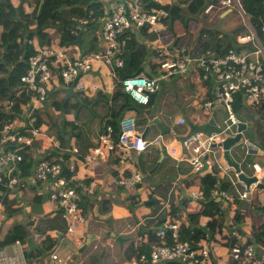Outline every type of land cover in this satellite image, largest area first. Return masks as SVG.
<instances>
[{"label": "crops", "instance_id": "obj_1", "mask_svg": "<svg viewBox=\"0 0 264 264\" xmlns=\"http://www.w3.org/2000/svg\"><path fill=\"white\" fill-rule=\"evenodd\" d=\"M11 1L14 6L20 3V0ZM238 1L241 2V0ZM30 4L33 5L31 2ZM226 9L228 7L219 8L216 12L214 9L210 16L205 17H201L199 12V20L205 19L207 23H201L196 30L199 32L200 27L211 28L221 24V20L229 11ZM208 25L211 26L208 27ZM97 27L99 32V23ZM245 28L248 29L244 21L242 25L231 29L228 26L225 33L238 29V34L235 37L236 47L241 49V53H250L256 49L257 44L253 40L247 43H240L238 40L240 36L249 34L245 32ZM163 31L164 29L161 32ZM193 32L194 28H192L191 33ZM261 32L258 38L264 46V32ZM134 33L137 40L149 51L140 73L149 77L158 75V62L154 67H152L151 62L152 60L153 62L160 60L164 47L167 53L177 52L186 47L196 60L210 58L216 54L214 52V54L207 53L197 47V38L191 39L189 37L191 33L187 37H176L180 39L179 41H176L169 32L159 33L156 36V41L148 39L155 33L146 30L144 32L136 30ZM50 36L52 47L59 49L58 37L53 36L52 32ZM76 41H79L78 38ZM81 45L82 43L78 42V44L60 48L72 58L85 57L90 51L84 50L80 47ZM93 47L98 49L99 44L96 48L95 42ZM153 51L157 52L155 57H153ZM196 63V61L193 62L186 73L160 81L158 91L150 95V108L139 112L134 109H121L126 101L124 94L115 89L114 66L98 61L93 63L90 73L85 75L84 90L82 91L72 88L71 91L74 93L68 95L60 88L70 86L61 85L57 78L51 79L47 86V97L53 90L62 91L64 110L53 109L57 120L54 124L49 122L50 130H46L44 127L49 116L44 108L45 103L31 108L30 102L26 105V100L24 104L20 105L16 112L22 115L33 114L36 118L34 126L39 128V134L34 136L33 146L26 150L30 154L32 162L29 172L20 175L24 187L20 190L10 189L6 192L4 212L0 215V241L15 224H21L28 230V238L25 242L16 241L0 247V258L9 256L21 264H55L51 260V254L55 253L60 259L58 264H100L97 261L91 262L83 254V250L92 240L100 238L97 232L91 230L93 227L91 221H94L98 222L99 225L108 227L107 234L112 235L114 239L117 236L123 238L120 246H117L121 256L124 257L123 264H138L134 256L127 257L126 254H133L135 249L142 245V233L146 228L156 230L159 225H137L139 231L130 234L126 233L123 224L121 225L122 228L118 227L119 220L134 218L137 223L139 218L144 215L160 212V222H162L175 217L170 214V207L175 206L180 209L179 217L175 218H178L180 224H186L189 213L201 210L203 208L201 200L205 199V196L203 195L202 199L197 200L191 196V192L201 189V174L206 170H213L214 167L207 166L204 171H193L188 162L170 157L164 147L161 148L153 143L139 153L115 147L106 154L104 159L95 160L91 163L84 161V157L97 145L99 135L103 132L106 124H113L117 128L120 120L125 116L134 118L136 132L142 135L144 140L151 143L156 138L161 137L169 147L176 148L178 154L182 153L180 141L183 137L194 131H201L206 135L222 128L225 112L221 106H215L208 112L202 110L204 100L211 98L213 82L210 79L205 82L201 80V71ZM20 92L21 88L17 87L13 94L20 96ZM18 102L17 99L4 100L1 102L0 109L8 103L18 104ZM236 115L242 123L246 124V130L243 132L242 142L229 148V156L233 162L239 165L240 171L245 175L256 176L257 172H255L253 164H257L261 172L257 177V182L252 184V189L246 187L237 178L239 181L237 182L238 189L248 191L246 198L238 196L229 178L227 179L232 187L229 190H221L231 194L233 201L230 203L215 198L219 202V209L223 216L222 221L226 229H223L220 234H215L216 247H213V241H209L212 248L213 264H238L230 258L229 246L232 244L242 247L247 245L246 242L251 239L253 228L261 224L264 219L263 207L261 206L264 201V189L260 190L258 187L259 185L264 186V118L259 116L255 106L245 101H243L242 108L236 112ZM180 118L185 120L184 124L177 123ZM244 140H248L253 148L244 146ZM218 153L221 162H226L223 157L224 150ZM47 154L76 157V173L77 177L80 178L78 181L81 183L95 182L94 192L90 195L84 194L82 203V209L89 204L92 207L83 212L84 222L76 228L72 237L66 234L65 223L49 198V186L33 182L30 179L35 163ZM133 170L140 171L143 174V179L136 191L127 192L117 184V180L127 176ZM234 171L232 168L229 175L232 180H234L232 176ZM217 175L219 176L218 171ZM220 178L223 179L224 176ZM153 198L156 199V202L144 204L145 201ZM103 203L108 205L106 210H102ZM205 209L211 214L215 212V208L212 207L207 208L205 206ZM237 213L240 214L239 218H242L241 225L234 222V216ZM211 220L212 218L208 214L202 215L198 224L206 226L208 230V222ZM124 224L131 225L128 221ZM116 227H118V231H113L112 228ZM230 228L232 232L229 231ZM44 237L55 240L50 250L43 246ZM227 241L229 242L228 245ZM107 244L108 248H112L113 240L108 239ZM248 244L254 246L255 254L264 261V247L255 243ZM106 251L100 258H104ZM168 263L175 264V262H167L166 264Z\"/></svg>", "mask_w": 264, "mask_h": 264}, {"label": "built area", "instance_id": "obj_2", "mask_svg": "<svg viewBox=\"0 0 264 264\" xmlns=\"http://www.w3.org/2000/svg\"><path fill=\"white\" fill-rule=\"evenodd\" d=\"M191 1L99 0L103 4L101 5L103 14L99 20L100 30L97 34L99 48L85 57L75 58L68 56L65 50L60 48L40 49L29 57L27 70L20 79V95L26 96V105L30 102L31 108L39 106L46 100L47 86L53 78L59 79L64 86H72L78 91L84 90V77L90 73L94 62L122 66L123 58L120 57V49L126 44L125 37L129 38L132 33L141 28H145L147 32L159 34L170 21L169 7L183 6ZM216 5H221L223 8L231 5L237 7L249 30V34L240 36L238 40L240 43L253 40L257 44L254 51L240 53L230 49L219 57L212 56L196 60L186 47L171 53H167L164 47L161 52L162 57L158 61L157 76L137 74L121 81L116 80L115 89L125 92L139 104H147L150 95L158 91L160 81L186 73L196 61L201 71V80L205 82L210 79L213 82L211 98L204 100L202 110L208 112L215 106H221L225 112L222 128L211 134L205 135L201 131H194L183 137L180 141L182 153L178 154L177 149L169 147L161 137L151 143L144 140L143 136L136 132L134 118L125 116L119 122L117 137H114L113 128L110 125L104 127L97 145L84 157L86 163L104 159L106 154L115 147L139 153L153 143L161 148L164 147L170 157L188 162L193 171L198 172L204 166L214 167L220 177L224 176L231 180L240 198L248 196L247 190L240 191L237 187L238 172L234 171L232 175L235 181L229 176L232 168L226 162H221L218 152L223 149L218 144H221L228 136L238 133L237 126L240 120L234 110L237 93L241 92L244 101L253 106L260 104L264 98V46L260 43L257 33L238 0L210 2L200 10V16H210ZM8 15V12H5L4 18ZM93 20V14L90 11L87 18L80 20V24L85 25ZM261 31L264 32V24L261 26ZM123 35L126 36L123 37ZM15 105L16 103H8L0 109V112L12 115L0 129V215L4 212L6 192L24 187L19 174V164L23 159V151L33 146V138L39 134V128L34 126L35 116L30 113L18 114L14 111ZM177 123L184 124L185 120L180 118ZM240 133L242 134V131ZM243 143L244 146L253 148L248 140H244ZM76 166L77 159L74 156L47 154L35 163L30 176L33 182L49 186V198L65 223L66 234L71 237L76 228L84 222L83 195L92 194L95 186L94 181H88V183L78 181L80 178L77 177ZM253 168L257 172V178L261 169L257 164H253ZM142 179L143 174L133 170L127 176L119 178L117 184L127 192H134ZM252 184L248 187L249 189L253 188ZM203 195L201 189L191 192V196L197 200L202 199ZM210 195L212 198L223 199L225 202L233 201V196L217 185L212 188ZM261 206L264 208V201ZM147 224L160 226L155 232L157 240L150 245L148 254L140 255L137 263L213 264L211 243L205 238L193 243L180 239L178 218L172 217L160 222V212H155L144 215L137 222L138 226ZM229 255L238 264H264V261L255 254L252 244L243 247L231 245ZM51 260L55 264L60 262L55 253L51 254ZM0 264L21 263L6 256L0 258Z\"/></svg>", "mask_w": 264, "mask_h": 264}, {"label": "trees", "instance_id": "obj_3", "mask_svg": "<svg viewBox=\"0 0 264 264\" xmlns=\"http://www.w3.org/2000/svg\"><path fill=\"white\" fill-rule=\"evenodd\" d=\"M214 1L215 0H192L191 3L183 6H170L169 26L166 27L163 32H169L174 36L176 41L180 40L176 37H187L193 28L190 23L196 22L199 19L200 10L206 4ZM62 3L71 6L72 10L77 12L80 17L75 21L63 18L58 12V8ZM240 3L257 35H261V26L264 24V0H241ZM90 11H92L94 20L82 25V28H78L77 21L82 18H87ZM5 12H8L9 14L7 18H4ZM101 13V3L98 0H34L33 5H31L28 0H20V3L17 6H14L11 0H0V106L1 102L4 100L17 99L19 102L14 107V111H17L19 106L25 103L27 100L26 96H15L13 94L14 90L21 86L20 79L27 70L29 57L36 54L44 47H52L51 32L53 36L58 37L59 46L61 48L66 45L78 44L79 41H76L77 32L82 31V33L87 34V30L90 31L87 26L97 30ZM56 22L61 24L58 27V30L54 25ZM141 31L144 32L145 28H141ZM238 31L239 30L237 29L229 33H222L221 35L220 32L213 31V29L210 30L205 27H200L196 39V45L207 53H216H213V57L221 56L230 49H234L241 53V49L236 47L235 41ZM132 34L129 38L125 37L127 40L126 44L120 49V55L123 58L122 66L113 68L119 81L140 74L142 71V65L148 56L149 51L137 40L135 33ZM158 35L159 34H154L148 37V39L150 41H156V36ZM124 36L126 35H123V37ZM87 40H85V43L87 44L82 45V48L91 51L94 49L93 46L95 45V42L97 43V37H94V40L88 42ZM156 55L157 52L153 51V57ZM157 62L158 61L153 62L152 60V67H154ZM119 92L124 94L126 101L125 104L121 106V109H134L139 112L143 109L146 110L150 108V103L146 105L136 104L123 91ZM243 101V94L238 92L234 101V110L236 112L242 108ZM255 107L257 108L259 116L264 118V98L261 100L260 104ZM11 117V114L0 112V129L3 123ZM106 125H110L113 128L114 137H117L119 125L117 128L110 123ZM31 162L32 158L30 154H28L27 151H23V159L19 164L20 175L29 172ZM201 175V189L205 196V199L201 200L203 208L198 212L189 213L187 223H182L179 227L180 239L188 240L191 243L197 242L202 238H207V233L198 224V220L202 215L208 214L212 218V220L208 222V230L212 236L211 241L216 240L214 237L216 233L220 234L223 229H226V226H224L222 221L223 216L219 209V202H217L215 198H212L210 193L215 185L220 189L225 190H229L232 185L227 178L221 179L217 175V170L215 168L213 170H206ZM258 187L260 190L264 189L263 185H259ZM205 206H207V208H215V212L213 214L207 212ZM91 207V204L84 206L83 212ZM107 208L108 205L103 203L102 210H106ZM179 211L180 209L178 207H170V214L172 216L179 217ZM262 211L264 213V208H262ZM214 216L219 219H215ZM239 216L240 214H235L234 222L241 224L242 218H239ZM167 236L170 237L168 233ZM142 237V245L135 249L133 254L129 255L130 253H127V257L134 256L136 259L139 258L142 253L148 254L150 251V245L157 240L155 230L151 228H146L142 233ZM27 238L28 230H26L21 224H15L0 241V247L10 245L16 241L25 242ZM54 241L55 240L44 237L43 246L50 250L53 247ZM246 243H255L264 247V219L261 224L256 228H253L251 239H248ZM228 244L229 242L227 241V245ZM166 263L167 262H165V264Z\"/></svg>", "mask_w": 264, "mask_h": 264}, {"label": "rangeland", "instance_id": "obj_4", "mask_svg": "<svg viewBox=\"0 0 264 264\" xmlns=\"http://www.w3.org/2000/svg\"><path fill=\"white\" fill-rule=\"evenodd\" d=\"M29 1L32 4L34 2V0H29ZM219 8L221 9V8H223V6L216 5L214 12L219 10ZM228 9H229L228 13L223 17V19L220 22L221 24L215 25L214 27H211L208 29H210V30L213 29V31H218L222 35V33L225 34V32H226L225 30L228 29V26L231 29L233 27L242 25L244 23L242 14L240 13V11L237 9L236 6L231 5L230 7H228ZM228 9H226V10H228ZM58 12L63 18H65L67 20H71V21H75L77 18L80 17L78 15V13L75 12L74 10H72V7L67 5L66 3H62L59 6ZM218 16H219V14H218ZM201 23L202 24L207 23V20L202 19V20L190 23V24H192V27L194 28V32L189 35V37L191 39L194 40V38L195 39L197 38L198 31L196 30V28H198L197 26H199ZM54 25H55V28L58 30V27L61 24L59 22H56ZM209 26H211V25H208V27ZM87 27L90 29V31L87 30V34L82 33L81 31L77 32V38H78L79 42L82 43V45L87 44V43H85V40H87V39H89V40H87V42L90 40H94V37H96V34L98 33V31L95 28H92L90 26H87ZM245 32L249 33L248 29L246 30V28H245ZM83 41H84V43H83ZM82 45L80 47H82ZM44 103H45L44 108L47 111V113L49 114V116L47 117V124H45L46 126H44V127H46L45 128L46 130H48V129L50 130L49 122L54 124L55 121L57 120V117H56L55 113L53 112V109L56 108L59 111L64 110V107H63L64 94H63V92L59 91V90H57V91L53 90L52 92L49 93V96L46 98ZM243 145H244V143H243ZM126 221H128L131 225L128 226L129 224L128 225L124 224ZM91 223H92L91 225L93 226L91 228V230L97 232L98 237H100V238L98 240L94 239L91 241V243L87 246V248L85 250H83L84 256L88 257V260H90L91 262L97 261L100 264H123L122 260H124V257L121 256L120 251L117 247L118 245L120 246V244L122 242V240L119 241V239H118L121 237L117 236L116 239H114L112 237V235L107 234V230L109 229L108 227H104L102 225H99L98 222H94V221H91ZM121 225L124 228H126V233L134 234V233L139 231V227L137 226V223L134 220V218H127V220H125V219L119 220L118 227L122 228ZM118 227L112 228L113 231H118ZM110 234H112V233H110ZM124 236L127 237L126 235H124ZM108 239L113 240L112 248L107 247L108 246V244H107ZM133 243H134V241H133ZM212 245H213V247H216L217 241H213ZM105 250H107V251L103 256L104 258H100L103 255V253L105 252Z\"/></svg>", "mask_w": 264, "mask_h": 264}, {"label": "water", "instance_id": "obj_5", "mask_svg": "<svg viewBox=\"0 0 264 264\" xmlns=\"http://www.w3.org/2000/svg\"><path fill=\"white\" fill-rule=\"evenodd\" d=\"M61 90L65 91L68 95L70 93H74L71 91L72 87H62L60 88ZM245 131L246 130V124L244 123H239L238 125V131ZM241 142V135L240 133H237L235 136L233 137H227L221 144H218V146H221L222 149L224 150V153H223V157L224 159L226 160L227 164L230 165L235 171L238 172V179L243 182L246 187H249L250 184L254 183V182H257V178L256 176H247L245 175L242 171H240V168H239V165L235 162H233L229 156V148L231 146H234V145H237ZM205 166L203 167L202 171L205 170ZM152 202H156V199H150V200H147L144 202V204H149V203H152ZM201 228L207 233V236L208 238L211 240V234L210 232L207 230V227L206 226H201ZM230 232H232V229L230 228L229 229ZM119 241L120 240H123L122 238H118Z\"/></svg>", "mask_w": 264, "mask_h": 264}, {"label": "clouds", "instance_id": "obj_6", "mask_svg": "<svg viewBox=\"0 0 264 264\" xmlns=\"http://www.w3.org/2000/svg\"><path fill=\"white\" fill-rule=\"evenodd\" d=\"M99 1V0H98ZM241 4V3H240ZM101 9H102V7H101ZM248 17V16H247ZM80 20L81 19H79V21H77V25H78V28H82V25L80 24ZM251 24V23H250ZM81 25V26H80ZM97 30H98V27H97ZM255 30V29H254ZM256 32V31H255ZM98 34V33H97ZM258 36V35H257ZM96 37H97V35H96ZM96 48H98V43H96ZM61 49V48H60ZM95 49V48H94ZM95 50H97V49H95ZM94 51V50H93ZM90 52H92V50L90 51ZM90 52H88L86 55H88ZM120 57H122L121 55H120ZM111 66H114V67H117V66H115L114 65V63L113 64H111ZM113 75H115V73H113ZM115 78H116V80H117V77H116V75L114 76ZM61 83V82H60ZM62 85V84H61ZM64 86V85H63ZM70 87H72V86H70ZM73 88V87H72ZM74 89V88H73ZM125 93V92H124ZM126 94V93H125ZM127 95V94H126ZM128 96V95H127ZM129 98H131L130 96H128ZM150 98V97H149ZM132 99V98H131ZM133 100V99H132ZM134 101V100H133ZM135 102V101H134ZM136 104H139V103H137V102H135ZM148 103H149V101H148ZM147 103V104H148ZM139 105H146V104H139ZM235 113H236V111H235ZM239 119V118H238ZM240 123H242L241 121H240ZM239 125V124H238ZM237 130H238V126H237ZM241 132V131H240ZM239 131H238V133H240ZM243 130H242V134L240 133V135H241V142H242V137H243ZM236 135V134H235ZM234 135V136H235ZM228 137H233V136H228ZM227 163V162H226ZM206 168V167H205ZM232 168V167H231ZM203 169V168H202ZM202 169L201 170H199V171H202ZM255 183V182H254ZM155 225H157L158 226V224H155ZM160 227V226H159ZM158 227V228H159ZM180 227V226H179ZM157 228V229H158ZM156 229V230H157ZM156 230H155V232H156ZM202 239H204V238H202ZM205 239H208V242L210 241V239L208 238V236H207V238H205ZM233 245V244H232ZM248 245V244H247ZM231 246V245H230ZM229 246V247H230ZM142 254H144V253H142ZM146 254V253H145ZM140 257V256H139ZM231 258V257H230ZM136 260L138 261V258H136ZM139 264V263H138Z\"/></svg>", "mask_w": 264, "mask_h": 264}]
</instances>
